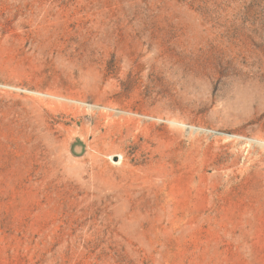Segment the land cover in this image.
<instances>
[{
  "label": "rangeland",
  "instance_id": "rangeland-1",
  "mask_svg": "<svg viewBox=\"0 0 264 264\" xmlns=\"http://www.w3.org/2000/svg\"><path fill=\"white\" fill-rule=\"evenodd\" d=\"M0 264H264V0H0Z\"/></svg>",
  "mask_w": 264,
  "mask_h": 264
}]
</instances>
